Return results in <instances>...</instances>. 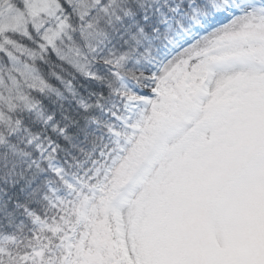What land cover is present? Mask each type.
<instances>
[{
  "label": "snow or ice",
  "instance_id": "snow-or-ice-1",
  "mask_svg": "<svg viewBox=\"0 0 264 264\" xmlns=\"http://www.w3.org/2000/svg\"><path fill=\"white\" fill-rule=\"evenodd\" d=\"M0 264H264V0H0Z\"/></svg>",
  "mask_w": 264,
  "mask_h": 264
}]
</instances>
